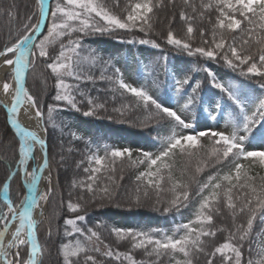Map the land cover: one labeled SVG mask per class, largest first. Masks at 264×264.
Segmentation results:
<instances>
[{
    "label": "snow or ice",
    "instance_id": "6c2138e0",
    "mask_svg": "<svg viewBox=\"0 0 264 264\" xmlns=\"http://www.w3.org/2000/svg\"><path fill=\"white\" fill-rule=\"evenodd\" d=\"M113 5L119 7L120 0H113ZM17 8L13 0L6 9L0 8V15H6L10 23L19 22L18 12L13 14ZM31 8L23 18L22 31L0 46V68L6 69L0 91L11 99L10 106L0 107L6 109V123L14 130L13 140L7 144L13 158L0 163L6 168L0 178V264H264V230L255 231L258 219L264 223V175L253 174L255 168L264 169V0H128L122 14L110 10L104 0H32ZM163 10L173 14L168 18V30L161 34V44L150 34L156 31L153 18L161 22L159 13ZM177 15L183 36L173 28ZM118 30L149 37L128 39L129 44L138 42L162 51L167 45L188 57L222 61L235 76L218 79L204 66L211 87L219 93L205 100L201 81L191 75L192 69L187 65L177 67L170 76V91L177 97L178 112L150 90L151 85L159 87L156 67L145 66L151 77L149 87L132 86L125 82L119 67L98 50L85 47V37L112 35ZM37 33L42 38L34 41ZM226 33L232 34L231 42ZM197 35L200 45L193 43ZM163 59L166 61V56ZM38 61L46 65L41 78L44 92L48 81L54 79L55 104H49L46 111L40 97L27 87V74ZM89 84L97 93H111L114 102L117 95L127 93L134 103L113 105L110 113L107 101L92 95ZM22 109L44 127L39 131L25 127L20 121ZM65 110L116 123H124L126 114L134 112L143 116L137 127L165 121L169 131L163 139L156 137L161 142L158 154L143 151L133 158L129 148L105 146L103 155L91 153L86 164L83 159L76 162L75 167L83 166L87 175L70 182L66 209L72 215H64L62 223L58 222L63 214L60 208L65 205L61 198L42 238L45 208L59 187L52 182L56 154L45 138L48 127L60 128L61 135L67 131L70 142L84 139L72 131L71 125L62 120L57 123L56 114ZM197 110L207 112L212 121L224 119L226 129L187 131L196 127L189 114L194 117ZM59 148L57 166H67L65 152L70 155L74 148L62 142ZM177 156L188 163L197 161L191 175L187 167L176 175ZM125 160L133 167L144 166V170L135 176L136 186L121 204L115 195L120 187L117 179L123 181L124 176L117 178L116 163ZM225 163L232 165L228 172L219 177L209 175L193 193L192 185L204 167ZM150 193L155 194V210L165 214L188 207L190 197L195 195L198 200L193 218L177 225L170 235L156 228L112 227L110 235L117 244L123 243L125 250L114 248L102 238V225L90 226L91 207L104 208L109 202L131 210L142 207ZM217 217L230 223L217 225ZM218 233H226L223 242L215 239Z\"/></svg>",
    "mask_w": 264,
    "mask_h": 264
},
{
    "label": "trees",
    "instance_id": "16d2710c",
    "mask_svg": "<svg viewBox=\"0 0 264 264\" xmlns=\"http://www.w3.org/2000/svg\"><path fill=\"white\" fill-rule=\"evenodd\" d=\"M104 2L106 6L113 12H115L116 14H122V9L128 3V0H120L119 7H115L113 5V0H104ZM11 3L12 1L9 0H0V8L6 9ZM15 3L18 8L13 10V14L15 15L18 12L20 17L19 22L13 21L10 23L6 15H0V46H2L8 39H14L17 31H22L23 18L26 15L30 14L32 11V0H15ZM172 14L173 12L171 10L161 11L159 13L161 22L158 23L156 22V17L153 18L156 31L154 34H150V38L156 39L159 43L164 44V40L161 38V34L166 33V31L168 30V18H170ZM7 24V29L3 30L2 25L6 27ZM181 25L182 22L179 21V17L177 15L176 20L173 21V28L176 30V34L178 36L184 35V32L181 29ZM10 31L11 36L9 35ZM225 35L229 42H231L232 34L226 33ZM142 37L149 38L145 37L144 33H140L137 31L126 33L123 30H118L112 35L97 34L85 37V47L98 50L105 57V59H109L115 66L119 67L123 72L124 80L126 79L125 73H130L132 70H134L136 74L140 76L141 80V83H139L136 87H149L151 85V77L149 76V70H147L145 66H152L151 61H139L138 59H133L132 56L127 52L123 54V57L121 55V58L119 56V53L113 48V43L117 45H121L119 43L129 44L127 43L128 39L135 38L138 41ZM193 43L195 45L201 44V40L198 35L193 41ZM134 45L135 47H137L140 44L137 42L134 43ZM144 46L150 47L149 45ZM157 50L159 51L161 56L160 63L158 66H156V75L158 76L159 87L151 85L150 90L154 95L158 96L161 100L166 101L168 104L172 105L177 110L179 109V106L177 104V97H175L170 91L172 84L170 76L174 69H176L177 67L182 68L187 65L188 68L192 69L191 75L201 81L205 100H207L208 96L212 93L215 92L217 93V95H219V93L218 90L213 89L211 87V78L207 77V73L202 70L204 66H207L208 68L210 66H216L220 70H222L225 74V77L218 75V79L224 78L225 80H229L233 76H235V73H232L231 70L227 69L223 65L222 61L217 63L216 61H209L205 60L204 58L188 57L186 54H182L177 50L171 48V46L167 45H165L163 51L160 49ZM165 56L167 58L166 61L163 59V57ZM123 60H125V68L122 66ZM188 61H192V64H187ZM197 67L201 68L199 72L195 70ZM45 68L46 65L44 63L40 61L37 62L35 68L31 69L28 74L27 87H29L30 91L34 95L40 97V104L46 111V108L49 104H55V101L52 99L55 94L54 79H50L48 81L47 92H44L41 86V81L35 79L33 75L35 72H39L41 77ZM87 87L89 88V90H92V86L90 84L87 85ZM257 92L259 93L258 89ZM97 94L102 100L107 101L110 113L113 105L119 107L121 103H134V98L127 93H125L123 97L117 95L115 102L113 101L112 94L109 92L100 91L99 93H97L96 91L92 90V95ZM81 107L85 108L86 105H81ZM56 115H58L57 123L62 120L65 124L71 125L72 131L76 132L84 139L82 141L70 142V138L68 136L67 131H65L63 135H61L60 128L53 129L50 125L48 127L47 139L49 140L52 152L56 154V159L52 161V182L54 186L58 183L59 187H56V191L52 199L50 200L49 205L47 206L44 222L40 225V234L42 238H44V233L48 226V218L49 216L57 213V210L60 206L61 198H63V200L65 201V205L63 208H60V212L63 214L61 215V219L58 222L62 223L64 215H72L68 213L66 209V201L68 200V189L70 187V182L73 179L78 180L86 178L87 175L82 171L83 166H81V168L79 169L75 167L76 162L83 159L85 160L86 164L87 157L91 153L103 155L105 146H108L109 148L123 149L121 144L118 142V138L120 136H124L128 141L136 139L146 142L149 145V149L147 151L152 152L153 154H158L161 150V142L160 140L156 139V137L159 136L161 139H163L164 137H166L169 131L168 123L165 121H161L159 125L153 124L151 127L148 128L137 127L136 125L138 123V120L143 119V116H138L134 112H128L126 114L124 123H116L114 121L109 120H97L94 117H84L82 113L75 112L74 110H65ZM6 116V112L3 108L0 107V128H4L3 131H5V136L3 137V140H1L4 141V146H0V163L5 160H11L13 158V153L7 150V144L11 143L13 140V132L10 130L9 125L6 123ZM207 119V112L201 113L199 110H197L193 119V122L196 127L191 130L197 132V124ZM219 121L223 124H221L222 127L227 126L226 121L224 119H221L220 117H218L217 120L213 122L216 124ZM61 142L66 147L69 146V144L71 143V146L74 148V151L70 155L65 152V155L67 156V166H57V161L59 160L60 152L59 145ZM204 142L207 143V140H205ZM256 144L257 141H253V145ZM142 152L143 151H133V158L139 157ZM244 163L247 164V162ZM196 166V160H192L190 163H188L184 158L177 156L176 175L179 176L180 170L184 167H187L189 169V175H191L194 172ZM201 166L204 167L203 164H201ZM116 168L117 178L120 175H123L124 179L123 181H119V179H117V183L120 185V187L119 191L115 195V200L121 204H124L128 198L130 190L134 189L136 186L135 176L138 174L139 171L144 170V166H139L138 168L133 167L129 161L125 160L117 161ZM231 168L232 165L227 163L223 165H217L215 167H204V170L196 177L197 183L192 185L193 193H195V191L200 185L207 182V178L209 175L219 177L222 176L224 173L228 172ZM5 172L6 168L0 166V178H3ZM253 174L262 176L264 175V169L255 168L253 170ZM185 179L187 178L185 177ZM16 187L17 185L14 182V191L16 190ZM0 188H2V184H0ZM75 191H79V189ZM84 195L88 194L84 193ZM161 195L166 197L170 196L169 193H162ZM197 200L198 197L193 195L192 197H190L188 207H182L179 211L173 210L172 212L165 214L161 211L155 210V194L150 193V198L144 200L142 207H133L131 210H129L127 207H115L113 203L109 202H106L107 206L104 208L91 207L88 212V221L90 226L93 227L97 223L102 225L100 229L102 238L106 242L112 243L114 248L119 247L120 250H125L123 243L117 244L115 242L114 237L110 235V229L112 227H120L124 229L132 228L145 231L150 230L152 228H156L159 229L161 233H167L170 235L172 234V231L176 228L177 225L181 223H186L191 218H193L195 208L197 207ZM216 223L220 226H227L230 223V220L217 217ZM262 230H264V223L260 222L258 219L255 224V231L259 232ZM225 235L226 233H218L217 238L215 239L219 240L220 242H223V238ZM101 248L103 249V245H101ZM253 248V258H255V243L253 244ZM112 264H118V262L113 261Z\"/></svg>",
    "mask_w": 264,
    "mask_h": 264
},
{
    "label": "rangeland",
    "instance_id": "374dc122",
    "mask_svg": "<svg viewBox=\"0 0 264 264\" xmlns=\"http://www.w3.org/2000/svg\"><path fill=\"white\" fill-rule=\"evenodd\" d=\"M12 1L13 0H9ZM52 3V2H51ZM2 25V29L5 30L8 27V24L6 25V27ZM121 45H117L115 43H113V48L115 51H117L119 53V56L123 57V54L125 52H127L128 54H130L132 56L133 59H138L139 61H143V60H150L152 63L153 67H156L159 65L160 60H161V56L160 53L157 49H153L151 47H147L144 45H138L137 47H135L134 44H123V43H119ZM123 45H128V46H123ZM121 57V58H122ZM159 62V63H157ZM122 66L125 68V60H123V64ZM209 70L212 71L214 74L221 75L223 77H225V74L223 73L222 70H220L218 67L216 66H210ZM30 72V71H29ZM127 73V75H126ZM125 73V82H127L128 84L132 85V86H137L139 83H141L140 80V76L136 74V72L134 70H132L130 73L126 72ZM29 74V73H28ZM28 74H27V78H28ZM34 78L38 79L41 81L42 75L40 77L39 72H35L34 74ZM32 75V77H33ZM178 112H180V110H177ZM181 115H183V113H180ZM189 119H194V117L192 116V114H189ZM222 123L219 121L218 123H214L211 119H207L206 121L201 122L200 124H198L197 126V130L201 131V130H221L224 131L226 129V127H222L221 125ZM4 128H0V141L3 140V137L5 136V131H3ZM3 131V132H2ZM189 132H195L193 130H187ZM118 142L121 144L122 148H127L129 147L130 149H132L133 151H147L149 149V145L146 142L140 141V140H136V139H132L130 141H128L124 136H120L118 138ZM37 156H39V151H37ZM45 218V217H44Z\"/></svg>",
    "mask_w": 264,
    "mask_h": 264
},
{
    "label": "bare ground",
    "instance_id": "6f19581e",
    "mask_svg": "<svg viewBox=\"0 0 264 264\" xmlns=\"http://www.w3.org/2000/svg\"><path fill=\"white\" fill-rule=\"evenodd\" d=\"M50 1V0H49ZM6 79V69L0 68V85H2V83L5 81ZM11 103V99L10 96H5L2 91H0V105H4L7 104L10 106ZM20 121L21 123L25 126L28 127L30 130H41L43 128L42 123L37 122V120L33 117H29L26 113L25 110L22 109L21 110V114H20ZM14 134V130H11ZM37 151H39L37 149ZM42 162V160L40 161ZM31 163V162H30ZM47 174V173H46ZM46 183V181L44 182ZM44 184L41 185V189L43 190ZM46 210V208H45Z\"/></svg>",
    "mask_w": 264,
    "mask_h": 264
},
{
    "label": "water",
    "instance_id": "95a60500",
    "mask_svg": "<svg viewBox=\"0 0 264 264\" xmlns=\"http://www.w3.org/2000/svg\"><path fill=\"white\" fill-rule=\"evenodd\" d=\"M53 0H50L49 2L51 3ZM42 31H43V29H42ZM41 37V35L39 34V33H37L34 37H33V40L34 41H36V40H38L39 38ZM3 108V107H2ZM4 110H5V112H6V109L5 108H3ZM7 114V113H6ZM9 125V124H8ZM43 125V124H42ZM9 127H10V125H9ZM43 127H44V125H43ZM46 139H47V136L45 137ZM46 208H47V206H46ZM46 212V211H45Z\"/></svg>",
    "mask_w": 264,
    "mask_h": 264
}]
</instances>
